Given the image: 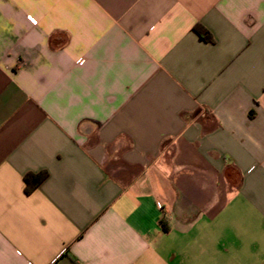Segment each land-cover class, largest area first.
I'll return each instance as SVG.
<instances>
[{"label":"crops","instance_id":"crops-1","mask_svg":"<svg viewBox=\"0 0 264 264\" xmlns=\"http://www.w3.org/2000/svg\"><path fill=\"white\" fill-rule=\"evenodd\" d=\"M0 264H264V0H0Z\"/></svg>","mask_w":264,"mask_h":264},{"label":"trees","instance_id":"trees-1","mask_svg":"<svg viewBox=\"0 0 264 264\" xmlns=\"http://www.w3.org/2000/svg\"><path fill=\"white\" fill-rule=\"evenodd\" d=\"M196 32L204 41H211L210 35L204 28H202L199 24L193 26L192 29ZM46 174L41 172L39 174H27L23 177L24 182V193L29 195L38 184L45 178Z\"/></svg>","mask_w":264,"mask_h":264}]
</instances>
